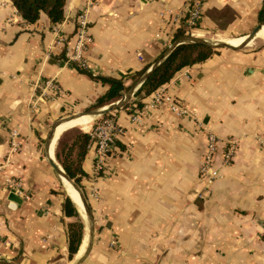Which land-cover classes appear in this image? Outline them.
<instances>
[{
    "label": "crops",
    "instance_id": "crops-1",
    "mask_svg": "<svg viewBox=\"0 0 264 264\" xmlns=\"http://www.w3.org/2000/svg\"><path fill=\"white\" fill-rule=\"evenodd\" d=\"M192 1L65 0L61 22L42 12L28 23L11 0H0V264L74 262L68 224L77 217L63 211L62 181L50 163L59 165L57 141L51 156L46 140L63 113L88 110L106 90L62 58V38L73 35L77 15L89 7L87 69L124 78L129 87L130 77L175 41ZM263 2L202 0L200 28L244 36ZM49 78L62 95L39 96ZM156 94L186 112L155 102ZM140 101L138 121L130 106L113 113L124 132L104 167L95 173L93 150L83 158L80 189L94 239L81 264H264V45L219 48ZM207 132L236 139L238 148L223 163L222 144L215 157L220 176L206 191L199 166Z\"/></svg>",
    "mask_w": 264,
    "mask_h": 264
},
{
    "label": "trees",
    "instance_id": "trees-1",
    "mask_svg": "<svg viewBox=\"0 0 264 264\" xmlns=\"http://www.w3.org/2000/svg\"><path fill=\"white\" fill-rule=\"evenodd\" d=\"M19 15L28 23L35 22L42 12L46 13L51 23L61 22L64 18L65 0H11ZM193 2V1H192ZM188 14H185L180 25L175 29L172 40H176L183 36L187 31L184 29V24ZM257 20L264 22V2L260 8ZM192 30L200 28V19L196 20L192 25ZM217 51L216 48L209 47L203 43L184 42L175 46L163 61L155 68V70L147 77L143 84L134 93L133 98L127 101L122 108L133 109L142 107L140 99L159 86L167 83L173 75L181 68L189 66L201 61H204ZM79 71L88 74L95 80L99 81L106 87L102 95L96 97L94 103L89 107L99 108L113 101H116L127 90L128 86L124 84V78H116L108 75L93 74L87 68L76 66ZM148 66H145L140 71L135 72L130 78L134 81L142 75ZM134 103V106L132 104ZM119 109V108H118ZM118 109L110 111L106 114H113ZM61 137L58 138V143L55 148V159L64 169L65 173L79 187L80 179L84 175L82 169V161L88 150L87 146L91 140L88 132L77 131L71 142L62 145ZM64 194V193H63ZM63 211L68 216L78 217L79 213L76 205L67 194H64L62 204ZM83 223L77 218L75 222L68 224V256L72 259L77 253L83 239Z\"/></svg>",
    "mask_w": 264,
    "mask_h": 264
},
{
    "label": "built area",
    "instance_id": "built-area-1",
    "mask_svg": "<svg viewBox=\"0 0 264 264\" xmlns=\"http://www.w3.org/2000/svg\"><path fill=\"white\" fill-rule=\"evenodd\" d=\"M202 0H193L191 3H187L183 8V13L188 14V18L185 21V25L189 28L193 23L200 19L201 16ZM88 6L84 8L78 15L76 21V27L71 38L65 40V47L63 53V60L66 63L74 64L80 68H87V62L85 59V53L91 44V37L89 35V19H88ZM181 13V15L183 14ZM180 15V16H181ZM179 16V17H180ZM64 93L63 89L59 87L53 79L45 80L39 92V96L45 98H51L60 96ZM155 102L168 105L172 110H177L178 113H185L177 100L171 97L164 96L162 94H156L154 97ZM144 111V108L140 107L132 111L131 119L138 121L140 115ZM203 123L197 120V126L202 127ZM124 132L117 122L113 114H104L99 117L95 123L90 127L88 133L91 136V140L88 143V150H93V166L94 171L97 173L104 167V163L112 151V147L115 143L117 136ZM12 144L13 147L18 146L15 141L17 133L13 132ZM223 144L222 161L223 163H229L233 158L235 150L238 148V142L234 138H220L213 132L205 133V144L201 163L199 166V177L203 180L204 190H208L211 183L217 179L220 174L215 166V157L219 153V149ZM13 188H18V183L7 180ZM27 195H25L26 197Z\"/></svg>",
    "mask_w": 264,
    "mask_h": 264
},
{
    "label": "water",
    "instance_id": "water-1",
    "mask_svg": "<svg viewBox=\"0 0 264 264\" xmlns=\"http://www.w3.org/2000/svg\"><path fill=\"white\" fill-rule=\"evenodd\" d=\"M264 24V22L258 21L256 23V25L252 28V30L247 33L245 36V39L238 45H232L229 44L227 42L224 41H217V39H205V38H199V37H194L192 35H183L180 38H178L177 40H175L171 45H169L164 51L163 53L157 58V60L150 65V67L139 77V79L135 82V84H133L128 90L127 92L123 93L121 95V97L119 99H117L116 101H113L107 105H104L100 108L94 109V110H89V111H84L82 113H79L77 115H83V114H88L91 116H101L104 115L110 111L116 110L118 108H121L127 101H129L132 96L134 95V93L138 90V88L143 84V82L147 79V77L155 70V68L163 61V59L168 55V53L178 44L184 43V42H197V43H203L209 47L212 48H229V49H239L245 45H247L249 43L250 40H252L257 31L259 30V28ZM77 115H71L68 118H72L74 116ZM66 118V119H68ZM66 119H62V120H58L53 126L52 129L48 135V138L46 140V144H48L49 141H51L53 134H54V130L55 127L61 123L62 121L66 120ZM50 163L52 165V167L54 168V170L57 172V174L59 176H63L67 181L70 182V184L72 185V187L78 192L84 212H85V217L88 221V230L86 231V236H87V243L84 249L83 254L81 255V257L79 259H77L75 262H73V264H81L85 258L89 255L92 245H93V239H94V220H93V216L91 213V210L89 208V205L87 203V201L85 200V197L80 189V187L71 179L68 177V175L65 173V171L62 169V171L59 168V165H57V163H55V161L50 160ZM11 199L17 200L15 198V195L11 196ZM81 245V244H80Z\"/></svg>",
    "mask_w": 264,
    "mask_h": 264
},
{
    "label": "rangeland",
    "instance_id": "rangeland-1",
    "mask_svg": "<svg viewBox=\"0 0 264 264\" xmlns=\"http://www.w3.org/2000/svg\"><path fill=\"white\" fill-rule=\"evenodd\" d=\"M188 16V15H187ZM224 16V15H223ZM226 17H222L224 20H226V19H229L230 18V15H228L227 13H226V15H225ZM188 18V17H187ZM191 27H192V25H191ZM189 28L187 25H185L184 24V29L187 31L184 35H192V36H194V37H199V38H205V39H212V40H214V39H219V40H228V39H234V38H240V37H243L242 35H240V34H242V33H239V32H235V31H229V32H223V31H204V30H202L201 28H198V29H194V30H192V28ZM219 28H221V26L219 27ZM250 32V31H249ZM248 32V33H249ZM196 34H199V35H196ZM245 34H247V33H245ZM240 36V37H239ZM172 43V42H171ZM262 45H264V40L263 41H260V40H255V41H252V42H250V43H248L247 45H245V46H243V47H241V48H239V49H242V50H249V49H252V48H257V47H260V46H262ZM217 49V48H216ZM219 49V48H218ZM141 76V75H140ZM139 76V77H140ZM139 77H137L134 81H133V83H132V85L133 84H135V82L139 79ZM132 85H130L128 88H127V90L132 86ZM127 90L125 91V92H127ZM124 92V93H125ZM89 110H91V109H88V110H85V111H89ZM82 112H84V111H70V112H68V113H63L61 116L62 117H60L58 120H62V119H66V118H68L69 116H71V115H77V114H79V113H82ZM99 117H101V116H94L93 118H92V120H91V122H89V124H88V126L86 127V130H83V129H81V128H79V127H72V128H69V129H67L66 131H64L63 132V136H62V138H61V142H62V145H64V144H66V143H69V142H71V140L73 139V137H74V135H75V133L77 132V131H85V132H88L89 130H90V127L95 123V121L99 118ZM57 120V121H58ZM56 121V122H57ZM61 135H62V133L60 134V137H61ZM57 143H58V140H57ZM57 143H56V146H57ZM59 164V163H58ZM60 165V164H59ZM61 166V165H60ZM62 168V167H61ZM63 169V168H62ZM64 170V169H63ZM60 186H61V189L63 190V192H64V194H66L65 193V189H64V187H63V185H62V183L60 182ZM68 192V191H67ZM76 208H77V210H78V207L76 206ZM78 213H79V215H78V219H80L81 221H82V223H83V226H84V229H83V234L85 235V233H86V231L88 230L87 228H88V221H87V219H86V217H82L81 216V214H80V212L78 211Z\"/></svg>",
    "mask_w": 264,
    "mask_h": 264
},
{
    "label": "bare ground",
    "instance_id": "bare-ground-1",
    "mask_svg": "<svg viewBox=\"0 0 264 264\" xmlns=\"http://www.w3.org/2000/svg\"><path fill=\"white\" fill-rule=\"evenodd\" d=\"M196 35H199V34H196ZM245 35L243 37H240V38H234V39H228V40H219L217 39V41H224V42H227L229 44H232V45H238L240 44L244 39H245ZM255 40H260V41H263L264 40V24L259 28V30L257 31L255 37L249 41L252 42V41H255ZM93 116L91 115H88V114H83V115H77V116H74L72 118H68L64 121H62L61 123H59L56 127H55V130H54V134H53V138L51 140V156H52V150L55 146V143L58 139V137H60V134L64 131H66L67 129L69 128H72V127H79L83 130L86 129V127L88 126L89 122H91ZM61 170V169H60ZM62 171V170H61ZM64 187H65V190H66V193L67 195L70 197V199H74V201L76 202V205H78V210L81 214L82 217H85V212H84V209H83V206H82V203H81V200H80V197H79V194L78 192L72 187V185L69 184H65V181L63 180L64 177L63 176H59ZM68 191V192H67ZM73 201V200H72ZM86 243H87V236H86V233H85V237L75 255V258H74V262L79 259L81 257V255L83 254L84 252V249H85V246H86Z\"/></svg>",
    "mask_w": 264,
    "mask_h": 264
}]
</instances>
